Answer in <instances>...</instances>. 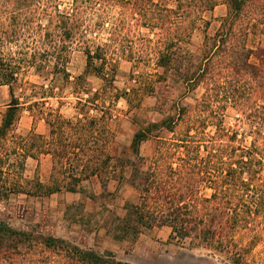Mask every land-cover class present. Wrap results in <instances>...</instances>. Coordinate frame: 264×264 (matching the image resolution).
<instances>
[{
	"label": "trees",
	"instance_id": "obj_1",
	"mask_svg": "<svg viewBox=\"0 0 264 264\" xmlns=\"http://www.w3.org/2000/svg\"><path fill=\"white\" fill-rule=\"evenodd\" d=\"M168 1L70 0L61 11L58 0H0V87L8 89L10 98L0 112V207L21 195L78 193L81 182L94 177L103 189L118 169L119 179L125 175L126 184L138 193V203L125 204V214L110 222L107 233L113 241L133 243L143 231L167 227L171 240L189 239L229 264H264V48L247 46L253 29L259 26L264 33V0H223L225 14L215 21L212 34L207 32L216 0ZM110 8L118 10L116 17H107ZM89 11L98 19L94 31L109 24L110 38L107 46L84 49L86 74L110 82L116 67L105 48L119 47L128 62L153 65L161 73L154 77L182 85L193 96L191 108L177 106L173 115L136 130L128 158L124 152L111 155L115 137L105 123L108 112L95 104L100 94L83 100L99 116L84 111L73 124L48 114L49 138L16 133L24 109L15 95L21 72L52 67L53 75L65 74L71 46L90 29L85 25ZM135 27L149 31L141 39L145 57L134 58L125 48L124 43L134 41L129 35ZM200 30L202 44L192 53L189 43ZM80 79L71 84L76 99L84 93ZM123 96L127 104L137 100L132 90ZM77 105L86 107L81 99ZM228 109L247 129L248 144L245 133L224 127ZM150 139L157 148L147 164L140 148ZM45 155L51 157L48 183L28 179L26 160ZM36 247L60 256L56 264H126L0 221V264H30L25 259ZM257 248L259 258L253 253Z\"/></svg>",
	"mask_w": 264,
	"mask_h": 264
},
{
	"label": "rangeland",
	"instance_id": "obj_2",
	"mask_svg": "<svg viewBox=\"0 0 264 264\" xmlns=\"http://www.w3.org/2000/svg\"><path fill=\"white\" fill-rule=\"evenodd\" d=\"M69 3L70 0H58L59 10L68 9ZM168 4L171 5V0ZM117 13V9L110 8L106 15L116 17ZM224 14V5L220 4L214 9L211 14V20L214 21L211 22L208 34L213 33L218 26L215 21ZM85 18V25L90 26V29L85 39L71 46L64 66L65 74L53 75L52 67H44L40 70L30 67L21 72L15 95L20 103L24 104V109L16 133L26 135L32 131L47 139L50 132L48 124L52 122V117L49 115L59 114L65 121H71L73 124L83 118L81 113L84 111L89 116H99L95 107L84 101L93 95L100 94L101 99H98L99 103L95 104L97 107L104 106L105 111L108 112L110 119H107L105 123L115 137L111 155L117 158L121 157V152H124V157L128 158L130 157L128 148L136 130L149 122H158L173 115L177 106L191 108L193 96L187 93L182 85H173L169 79L163 82L158 77H154L161 73L153 65L146 67L142 63L128 62L121 56L119 47L105 48L108 51V58L115 62L116 67L110 82L103 81L92 74H86L83 51L87 47L109 45L110 26L104 23L103 30L94 31V24L98 22L96 14L92 15L89 11ZM206 18L209 19L210 16L207 15ZM133 29L129 38L132 37L134 41L124 43L125 48L132 50L134 58L145 57L148 53L144 50L141 39L149 36V31L137 27ZM150 38H153L152 35ZM202 38V30L193 34L188 46L192 53L199 52ZM247 46L254 47L253 44ZM76 77L81 78L78 88L84 92L77 97L86 107L78 106L79 99L72 94L71 84ZM102 90L106 92V95L104 92L101 95ZM131 90L135 91L137 100L127 104L123 94ZM195 94L198 98L201 91L197 90ZM113 95L119 96V99L112 101L108 96ZM9 101L8 89L0 87V112L5 109ZM238 119V115L228 109L224 114V127L228 130L238 129L239 134L245 133L248 144L250 138L246 133L247 129L237 122ZM156 148L157 141L154 139L148 140L141 146L140 156L147 160V164L155 155ZM41 160L45 158L41 156L37 160L27 159L24 174L28 179L37 177L42 184H47L51 170H47ZM119 176L117 169L114 179L111 180L113 187L105 189L91 179L81 182L78 193L74 194L61 192L48 197L22 195L12 197L8 203H2L0 221L7 222L12 229L60 239L101 256L110 254L115 260L126 264H229L222 256L214 255L201 247H195L189 239L181 242L171 240L169 238L171 231L167 227L143 231L133 243L113 241L111 234L107 233L109 231L111 233L110 222L116 216L121 218L125 214V204L138 203V193L126 184V179H123L125 175L124 177L122 175L121 180ZM95 193L97 195L94 199L88 198ZM204 194L208 195L209 191H204ZM259 251L260 248H257L253 252L254 257L261 256ZM29 254L25 261L30 264H52L50 263L52 261L56 264V261L61 259L60 256L42 247L33 248ZM16 261L20 262L21 259L17 258Z\"/></svg>",
	"mask_w": 264,
	"mask_h": 264
},
{
	"label": "crops",
	"instance_id": "obj_3",
	"mask_svg": "<svg viewBox=\"0 0 264 264\" xmlns=\"http://www.w3.org/2000/svg\"><path fill=\"white\" fill-rule=\"evenodd\" d=\"M217 1V0H216ZM222 1L223 0H221V1H217V3H218V5H217V7L221 4V5H223L222 4ZM248 44H253L254 45V47H251V49H255V48H257V47H261V48H264V33L262 34L261 33V27H259V26H257L255 29H253L250 33H249V35H248V38H247V45ZM43 158H45V160H41V163H43V165L47 168V170L48 169H50L51 170V158L49 157V155H45V156H43ZM50 159V160H49ZM45 163V164H44ZM92 180H95V182H98L99 183V181L97 180V178H91ZM90 179V180H91ZM84 182V181H83ZM109 182H111V181H109ZM99 185H100V183H99ZM101 187V186H100ZM106 187H113V184H112V182L108 185L107 184V186H105V188ZM104 188V189H105ZM113 191V190H112ZM74 194V193H73ZM78 195V194H77ZM94 196H96L97 194L95 193V194H93ZM132 204V203H131Z\"/></svg>",
	"mask_w": 264,
	"mask_h": 264
}]
</instances>
